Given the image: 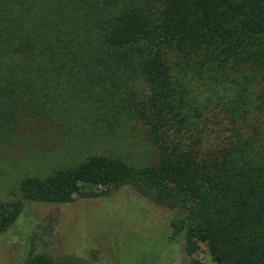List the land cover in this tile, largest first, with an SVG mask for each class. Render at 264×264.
<instances>
[{
  "label": "trees",
  "instance_id": "obj_1",
  "mask_svg": "<svg viewBox=\"0 0 264 264\" xmlns=\"http://www.w3.org/2000/svg\"><path fill=\"white\" fill-rule=\"evenodd\" d=\"M33 120L87 155L0 204V264H89L11 228L35 204L66 217L126 196L172 213L181 264H202L199 244L211 264H264V0H0V147ZM132 124L154 163L98 147Z\"/></svg>",
  "mask_w": 264,
  "mask_h": 264
},
{
  "label": "rangeland",
  "instance_id": "obj_2",
  "mask_svg": "<svg viewBox=\"0 0 264 264\" xmlns=\"http://www.w3.org/2000/svg\"><path fill=\"white\" fill-rule=\"evenodd\" d=\"M124 134L114 141L104 140L105 147H98L111 150L131 164L155 162L156 155L148 147L139 126L130 125ZM68 138L66 133L43 121L23 124L17 139L0 147V204L21 198L19 186L24 178H44L54 170L81 162L87 155L81 152L85 150L77 144H68ZM122 194L123 190L112 193L113 197ZM79 203L84 206L69 212L70 207ZM98 203L75 200L71 206L62 208L65 213L69 212L66 217L59 206L35 204L27 209V217L20 218L18 225L11 228V234L14 236L19 229L24 238L34 224L35 252L56 258L72 255L89 264H181L175 258L176 251L185 262L183 245L169 241L172 229L165 227L163 220L173 216L167 209L152 210L151 203L131 196ZM54 220H61L60 227L58 223L54 225ZM9 250L13 251V246L6 248L11 253ZM196 258L202 264H211L203 244H199ZM20 259L3 264H18Z\"/></svg>",
  "mask_w": 264,
  "mask_h": 264
}]
</instances>
